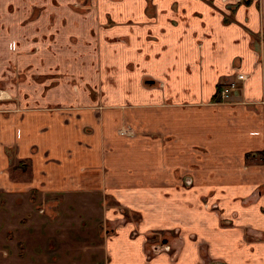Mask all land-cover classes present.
<instances>
[{
  "label": "crops",
  "instance_id": "crops-1",
  "mask_svg": "<svg viewBox=\"0 0 264 264\" xmlns=\"http://www.w3.org/2000/svg\"><path fill=\"white\" fill-rule=\"evenodd\" d=\"M0 87V192H101L105 264H264V0H0Z\"/></svg>",
  "mask_w": 264,
  "mask_h": 264
},
{
  "label": "rangeland",
  "instance_id": "rangeland-1",
  "mask_svg": "<svg viewBox=\"0 0 264 264\" xmlns=\"http://www.w3.org/2000/svg\"><path fill=\"white\" fill-rule=\"evenodd\" d=\"M19 172L30 178V169L11 174ZM32 189L8 198L0 192V264H105L112 205L100 201L101 192L64 198L62 191L45 197Z\"/></svg>",
  "mask_w": 264,
  "mask_h": 264
},
{
  "label": "flooded vegetation",
  "instance_id": "flooded-vegetation-1",
  "mask_svg": "<svg viewBox=\"0 0 264 264\" xmlns=\"http://www.w3.org/2000/svg\"><path fill=\"white\" fill-rule=\"evenodd\" d=\"M223 1H224V2H228V3H229V1H233V2H235L236 4H240V3H244L246 0H239V1H237V0H227V1L223 0ZM259 34H260V32H259ZM237 72H238V71H237ZM237 72H236V73H237ZM229 79H230V78H228L227 81H225L224 83H222V84L220 85V87L218 88V91H217V93H216V100H215V102L225 103V102H227V101H230V100H226V101H224V100H222L221 97H220V91H221L222 87L225 86V85L228 83ZM234 94H235V93H234ZM7 99H12V96L10 97V95H9L4 89H0V101H2V100H7ZM131 132H132V128L129 127V126H127V125H124V126H122V127L119 129V133H120L121 135L129 136ZM166 246H168L169 249H166ZM154 247H155V250H156V251H158V250L170 251V250H171V246H170L169 244H166V243H165V244H162V246H160V247H159V246H155V245H154Z\"/></svg>",
  "mask_w": 264,
  "mask_h": 264
},
{
  "label": "built area",
  "instance_id": "built-area-1",
  "mask_svg": "<svg viewBox=\"0 0 264 264\" xmlns=\"http://www.w3.org/2000/svg\"><path fill=\"white\" fill-rule=\"evenodd\" d=\"M246 78H247V74L240 71H238L234 76H232L229 79L228 83L225 86H223L220 91L221 99L224 101L230 100L234 95L233 90H235L238 87L239 83L244 81ZM166 249H169V247L166 246Z\"/></svg>",
  "mask_w": 264,
  "mask_h": 264
},
{
  "label": "trees",
  "instance_id": "trees-1",
  "mask_svg": "<svg viewBox=\"0 0 264 264\" xmlns=\"http://www.w3.org/2000/svg\"><path fill=\"white\" fill-rule=\"evenodd\" d=\"M32 190H34V192H35V190H37V189H32Z\"/></svg>",
  "mask_w": 264,
  "mask_h": 264
}]
</instances>
